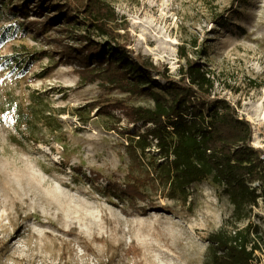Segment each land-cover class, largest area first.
<instances>
[{
    "label": "rangeland",
    "instance_id": "374dc122",
    "mask_svg": "<svg viewBox=\"0 0 264 264\" xmlns=\"http://www.w3.org/2000/svg\"><path fill=\"white\" fill-rule=\"evenodd\" d=\"M103 1L121 42L171 77L185 64L182 49L191 58L203 49L214 95L252 123V145L264 149V0ZM33 19L0 4V264H204L209 235L234 230L223 189L197 184L190 205L149 188L134 201L110 189L130 179L127 146L144 128L104 107L153 103L57 63L46 42L56 32H28ZM258 192L250 219L236 226L251 225L264 264Z\"/></svg>",
    "mask_w": 264,
    "mask_h": 264
},
{
    "label": "trees",
    "instance_id": "16d2710c",
    "mask_svg": "<svg viewBox=\"0 0 264 264\" xmlns=\"http://www.w3.org/2000/svg\"><path fill=\"white\" fill-rule=\"evenodd\" d=\"M12 1L0 4L13 16L28 18L31 12L35 18L27 22L28 32L38 37L56 32L46 42L57 63L77 67L86 83L100 81L112 90L151 99L152 106L117 101L104 107L122 111L129 126L144 128L127 146L130 179L110 189L134 201L146 200L144 188H149L162 198L190 205L193 186L211 181L233 207L234 230L225 227L209 235L204 264H258L261 247L251 225L236 224L250 219L258 190L264 188V149L252 145V123L227 99L214 95L213 73L200 62L205 51L191 58L182 49L185 64L178 78L171 77L121 42L109 25L117 15L103 0ZM151 153L153 163L147 165Z\"/></svg>",
    "mask_w": 264,
    "mask_h": 264
}]
</instances>
